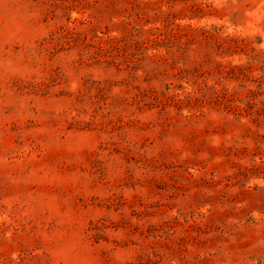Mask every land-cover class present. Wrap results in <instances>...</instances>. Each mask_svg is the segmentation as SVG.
Segmentation results:
<instances>
[{
    "label": "rangeland",
    "instance_id": "374dc122",
    "mask_svg": "<svg viewBox=\"0 0 264 264\" xmlns=\"http://www.w3.org/2000/svg\"><path fill=\"white\" fill-rule=\"evenodd\" d=\"M0 264H264V0H0Z\"/></svg>",
    "mask_w": 264,
    "mask_h": 264
}]
</instances>
